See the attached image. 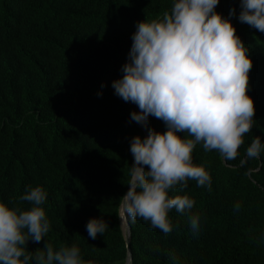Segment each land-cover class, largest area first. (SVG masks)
Instances as JSON below:
<instances>
[{
	"label": "trees",
	"instance_id": "trees-1",
	"mask_svg": "<svg viewBox=\"0 0 264 264\" xmlns=\"http://www.w3.org/2000/svg\"><path fill=\"white\" fill-rule=\"evenodd\" d=\"M172 3L0 0V202L29 210L18 200L28 186L47 193L41 207L50 230L39 243L29 239V252L46 242L55 251L75 245L85 264L127 263L120 200L134 163L131 140L146 136L131 120V102L117 96L112 83L130 62L136 25L162 18ZM215 11L231 22L253 63L246 93L254 102L253 128L232 161L195 147L193 163L210 174L211 191L194 180L169 191L195 205L169 212L173 231L167 235L141 218L129 221L130 264H264V148L259 159L239 163L255 137L264 145V33L239 21L240 0H220ZM147 125L167 131L153 116ZM192 216L199 218L196 232ZM91 219L108 224L94 240L86 230Z\"/></svg>",
	"mask_w": 264,
	"mask_h": 264
},
{
	"label": "clouds",
	"instance_id": "clouds-1",
	"mask_svg": "<svg viewBox=\"0 0 264 264\" xmlns=\"http://www.w3.org/2000/svg\"><path fill=\"white\" fill-rule=\"evenodd\" d=\"M219 3L173 0L162 18L136 25L130 62L112 87L125 102L138 106L139 113H131L132 121L147 127L148 117L153 116L164 122L167 131L149 129L146 138L131 140L134 163L129 190L120 200L122 223L141 218L165 235L171 233L169 212L190 211L195 200L187 195L170 197L169 191L187 187L189 180L211 191L210 174L193 163L195 147L202 144L204 151H217L225 161H232L253 128L254 102L246 94L253 63L231 22L215 11ZM240 8L239 21L264 33V0H240ZM234 15L235 9L230 10L229 16ZM177 133L186 135L181 138ZM262 148L255 137L240 166L259 159ZM18 200L28 202L30 209L0 202V264H31L33 259L35 264H85L75 245L55 251L46 242L43 249L29 252V239L39 243L50 230L41 207L47 193L40 186H28ZM234 208L239 211V203ZM190 224L193 232L198 231L199 218L192 216ZM107 229L103 219H91L86 225L93 240Z\"/></svg>",
	"mask_w": 264,
	"mask_h": 264
},
{
	"label": "water",
	"instance_id": "water-1",
	"mask_svg": "<svg viewBox=\"0 0 264 264\" xmlns=\"http://www.w3.org/2000/svg\"><path fill=\"white\" fill-rule=\"evenodd\" d=\"M131 106H132V109H133L134 108V104L131 103ZM138 125H139L140 129L143 131V133L145 134V136L147 137L148 131H149L148 125H147V127H145V126H143V125H141L139 123H138ZM125 223H126V226H127V237H128L127 238V248H128V252H129V257L127 259V263L126 264H130L131 255H132V253H131L132 252V238H131V230H130L129 221H125Z\"/></svg>",
	"mask_w": 264,
	"mask_h": 264
},
{
	"label": "rangeland",
	"instance_id": "rangeland-1",
	"mask_svg": "<svg viewBox=\"0 0 264 264\" xmlns=\"http://www.w3.org/2000/svg\"><path fill=\"white\" fill-rule=\"evenodd\" d=\"M132 110H133V112H137V113H139V111H140L139 108H138V106L135 105V104H134V108Z\"/></svg>",
	"mask_w": 264,
	"mask_h": 264
}]
</instances>
